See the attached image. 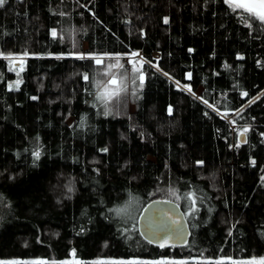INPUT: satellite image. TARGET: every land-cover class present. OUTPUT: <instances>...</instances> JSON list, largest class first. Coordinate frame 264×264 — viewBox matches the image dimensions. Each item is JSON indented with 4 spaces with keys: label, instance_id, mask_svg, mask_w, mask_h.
<instances>
[{
    "label": "trees",
    "instance_id": "trees-1",
    "mask_svg": "<svg viewBox=\"0 0 264 264\" xmlns=\"http://www.w3.org/2000/svg\"><path fill=\"white\" fill-rule=\"evenodd\" d=\"M242 16L224 0L0 7V260L264 257V25ZM133 52L144 83L129 72L105 114L88 57ZM155 199L180 206L185 247L141 238Z\"/></svg>",
    "mask_w": 264,
    "mask_h": 264
},
{
    "label": "snow or ice",
    "instance_id": "snow-or-ice-1",
    "mask_svg": "<svg viewBox=\"0 0 264 264\" xmlns=\"http://www.w3.org/2000/svg\"><path fill=\"white\" fill-rule=\"evenodd\" d=\"M7 0H0V7H3L6 4ZM224 3L228 5V7L233 11L237 12L240 11L245 14L247 19H245V16H242L241 19H245V25L249 28L253 26V24L250 21H258L260 25H264V0H224ZM168 21L165 20V23ZM52 36L56 37L57 33L56 31L52 32ZM26 54V53H25ZM133 57L138 56L139 54L136 52H133L131 54ZM5 59H9L10 57H4ZM77 58L84 59L86 58L84 55H80ZM92 60H94L95 64L97 66L103 65V60L96 56L88 57ZM108 59L115 60V63L109 64L107 66V70L102 72L101 75L104 77H107L105 83H103L102 90L98 91L95 94V99L99 101L103 107L107 109L108 105L112 103L113 99H117L120 97L121 93L127 91V87L125 84L124 77L121 73L114 72L113 69H124L125 65L120 62L119 57H108ZM129 63L131 64V71L135 74L134 78H138L140 84L142 85L144 83V74L142 71V67H137V63H141L142 61H132L130 60ZM155 66V65H154ZM167 75V73H165ZM189 74V78H190ZM118 76L120 78H118ZM84 81H89V75L84 74L83 75ZM19 83V82H17ZM11 87V86H10ZM95 87L97 89H101V83L96 82ZM189 91H191L190 88H188ZM243 95H247V93H243ZM35 99V97H34ZM207 103V101H205ZM211 106V105H209ZM169 112L171 113V108H169ZM84 124V118L81 120V126ZM248 132V128H244L243 131L240 133L241 136H243L245 133ZM107 151V149H105ZM33 155L36 157V159H39L40 152L34 151ZM253 163H255L253 161ZM71 190V189H69ZM171 195L177 196V193L174 191H171ZM179 198V197H177ZM183 198L185 201H187L190 205V211L189 214L196 211V193L195 192H186L183 194ZM156 203H168L170 204L171 201H157L154 202L153 205H149L147 209H144V211L150 212L154 205ZM121 212H127V208L125 209H118L117 214L119 215ZM146 220L149 221V231L153 232V235L159 236L161 240H166L170 235H175L178 239L183 240L184 238V226L181 223V220L178 218H175L170 211L167 210H160L157 209L155 213H153V218L145 217ZM147 235V233H146ZM152 242V239L149 238V243ZM161 247H164L165 244H161ZM73 261L71 264H80L78 260L75 259V252L72 253ZM10 264H21L19 261H12ZM34 264H47L46 261H36ZM65 264H68V262H65ZM96 264H123V262H115V261H97ZM128 264H140L138 261H129ZM155 264H188L187 261H167V260H161L155 262ZM195 264H264V258H253L250 260H244V261H232L231 259L225 261V260H201L195 262Z\"/></svg>",
    "mask_w": 264,
    "mask_h": 264
},
{
    "label": "rangeland",
    "instance_id": "rangeland-1",
    "mask_svg": "<svg viewBox=\"0 0 264 264\" xmlns=\"http://www.w3.org/2000/svg\"><path fill=\"white\" fill-rule=\"evenodd\" d=\"M96 57H99L103 60V64H105V68H104V71L107 70V66L109 64H113L115 63V60H112V59H108V57H119L120 58V62L122 64L125 65V68L122 69V71L120 70H117L116 72L118 73H121L124 77V80H125V84H126V87H130L131 85V81H130V77L127 75L129 72H131V64L129 63L130 60L132 61H142V63L144 62L141 54H139L138 56H135L133 57L132 55H123V56H96ZM154 57H157V55H154ZM26 60V57L25 56H11L8 61L10 63V65H14L15 63H23L24 61ZM137 67H141V63H137ZM15 69H18L17 72L21 69V65L16 67ZM113 71L115 72V69H113ZM125 71V72H124ZM118 78H120L118 76ZM177 86L181 89H184L186 90L187 92H190L188 90V87L185 86V85H180V84H177ZM194 96H197L196 94H193ZM116 100V99H115ZM113 99V102L115 101ZM114 104H112L111 106H113ZM72 253L70 254V256L65 259V260H62V261H49V260H45V259H28V260H0V264H10V262L12 261H19L21 262V264H34V262L36 261H46L47 264H65V262H68V264H71V262L73 261V256H72ZM253 258H264V257H252V258H248V259H231L232 261H244V260H250V259H253ZM76 260H78L76 257H75ZM230 258H218V259H215V260H212V259H205V258H189V259H174V258H159V259H155V260H150V259H138V258H132V259H128V260H115V259H106V258H97L93 261H87V262H84V261H80V264H96L97 261H100V260H103V261H115V262H123V264H128L129 261H138L140 262V264H155V262L157 261H161V260H167V261H187L188 264H195V262L197 261H201V260H212V261H216V260H229Z\"/></svg>",
    "mask_w": 264,
    "mask_h": 264
},
{
    "label": "water",
    "instance_id": "water-1",
    "mask_svg": "<svg viewBox=\"0 0 264 264\" xmlns=\"http://www.w3.org/2000/svg\"><path fill=\"white\" fill-rule=\"evenodd\" d=\"M20 65L21 63L14 64L15 67H18ZM240 143L242 144L244 143V137H240ZM157 201H171V203L170 204L156 203L150 212L144 211V209H147L149 205H153L154 202H157ZM157 209L170 211L171 214L175 218H178L181 220V223L184 226V233H185L183 240L178 239L175 235H170L166 240H161L159 236L153 235V232L149 231V221L146 220L145 217H148L150 219L153 218V213H155ZM137 230L141 238L144 241L149 243V238H151L152 242L149 244L160 247V248L185 247L189 241L190 234H191L185 214L181 210L180 206L176 202L172 200H166V199L152 200L142 208L137 218ZM162 243L165 244L164 247L160 246Z\"/></svg>",
    "mask_w": 264,
    "mask_h": 264
}]
</instances>
